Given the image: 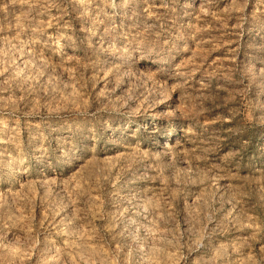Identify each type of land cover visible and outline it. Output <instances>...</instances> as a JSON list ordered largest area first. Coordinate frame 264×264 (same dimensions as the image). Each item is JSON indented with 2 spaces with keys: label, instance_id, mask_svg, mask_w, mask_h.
I'll list each match as a JSON object with an SVG mask.
<instances>
[{
  "label": "rangeland",
  "instance_id": "rangeland-1",
  "mask_svg": "<svg viewBox=\"0 0 264 264\" xmlns=\"http://www.w3.org/2000/svg\"><path fill=\"white\" fill-rule=\"evenodd\" d=\"M0 264H264V0H0Z\"/></svg>",
  "mask_w": 264,
  "mask_h": 264
}]
</instances>
